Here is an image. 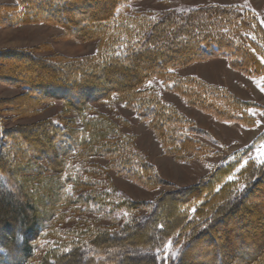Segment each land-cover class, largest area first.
<instances>
[{
	"label": "trees",
	"instance_id": "16d2710c",
	"mask_svg": "<svg viewBox=\"0 0 264 264\" xmlns=\"http://www.w3.org/2000/svg\"><path fill=\"white\" fill-rule=\"evenodd\" d=\"M132 1L16 0L0 5V26L45 23L76 41H98L94 55L73 60L41 58L32 50L0 51V83L25 91L11 103L12 116L61 101L84 126L73 133L54 123L7 130L0 115L1 264H60L72 257L86 258L85 264H264V161L249 158L261 136L224 156L198 184L155 202L118 200L111 184L96 193L102 183L85 174L79 177L78 169L70 167L71 153L84 161L104 158L108 166L96 171L110 169L146 188L165 184L132 136L121 133L106 115L94 113V104L114 95L147 124L166 155L187 163L216 153L213 144L220 142L165 100L154 80L219 121L253 128L257 117L252 111L264 113L261 104L240 99L225 87L178 73L221 58L249 77L264 75V26L255 12L209 5L157 17L130 12ZM36 160L47 165H34ZM47 171L60 177L61 205L73 208L70 215L85 203L92 213L110 218L112 229L62 232L50 227L53 235H71L64 240L71 250L56 249L36 261L35 243L45 227L37 217L36 194L38 178ZM23 172L33 177L23 180ZM82 187L90 189L80 192ZM70 190L71 195L78 192L77 198L70 197ZM168 203L172 214L168 208L161 212ZM140 210L147 214L136 215ZM148 225L152 229L144 235ZM135 249L144 263L129 257Z\"/></svg>",
	"mask_w": 264,
	"mask_h": 264
},
{
	"label": "rangeland",
	"instance_id": "374dc122",
	"mask_svg": "<svg viewBox=\"0 0 264 264\" xmlns=\"http://www.w3.org/2000/svg\"><path fill=\"white\" fill-rule=\"evenodd\" d=\"M15 2L16 0H0V5H12ZM209 5L250 9L257 14L264 26V0H134L129 3L128 7L130 12L135 11L137 13L162 17L176 10L193 9ZM97 48L98 41L96 40L79 42L65 35V30L62 28L45 23L28 24L18 27L0 26V51L32 50L41 58H52L54 55H61L66 59L73 60L92 56L96 53ZM178 73L182 76H198L208 83L229 89L240 99L258 103L264 107V75L249 77L232 68L226 59H211L195 63L178 69ZM151 82L157 85L165 100L176 105L180 111L194 119L200 128L211 133L220 142L217 145L213 144L216 153H211L203 161L194 160L187 163L179 162L173 157L166 155L155 134L148 128L147 124L139 119L132 109L119 101L114 95L110 101L94 104V113L106 115L120 129L121 133L131 135L136 147L156 167L159 177L165 181V184L155 188H146L117 176L110 169L96 171L95 168L108 166V161L104 158H90L84 161L77 154L71 153L67 160L71 168L78 169L79 177L85 174V176H90V179L96 178L94 181L97 180L102 183L101 186L99 185L95 188L94 192L103 193L113 185L117 188L114 198L118 200L124 201L128 199L134 202H155L166 193L198 184L212 172L213 168L220 163L224 156L249 146L260 136L261 141L257 144V147L249 158L264 161V113L261 110L255 109L252 111L257 117V124L253 128H247L238 123L219 121L213 116L188 105L179 95L166 90L160 81L154 80ZM24 92V90L19 88L9 87L0 83V115L4 120V126L7 130H13L18 127L33 128L42 125L45 127L50 123L63 126V129L67 127L70 133H73V130L77 132L83 130V122L73 112H67L65 104L61 101L44 105L37 111L29 112L21 117L12 116V113H10L12 110L11 103ZM92 116L90 115V117ZM33 164L40 166L47 165L45 161L38 160L33 161ZM85 169L90 171L86 172ZM21 176L23 180H28L33 177V173L23 172ZM38 179V184H41V188L37 189L38 194H36L37 217L45 227L41 234L42 237L35 243L38 250L36 261L44 259L47 252H53L58 249L59 253H62L71 248L64 242L65 238H69L71 235L64 237L65 235L62 234L64 230H73L75 228L78 232H82V229H90L93 232L110 231L112 229L111 219L92 213L91 209L93 208L88 204L82 203L80 206L76 205V207L80 208L79 211H75L70 215L73 208L70 206L62 207L61 205L62 188L59 183L60 177L57 174L47 171ZM88 189L90 188L82 187L79 191ZM64 192L67 197V192L65 190ZM89 192L86 191L85 193ZM76 194L78 195V192L71 195L70 190V197L77 198ZM170 206V203L161 205V212H164L168 208V213L172 214L170 213ZM145 214L147 212L144 210L136 213V215ZM159 214H161L160 211ZM117 217L119 218V216ZM121 224L122 222H119L116 225L117 229L121 227ZM148 226V230L144 235L150 234L152 228L150 225ZM50 227L54 228L53 231L62 232L53 235L49 233ZM113 230H116L115 227ZM71 234L74 235V232ZM220 243L221 241L219 240L218 244L220 245ZM61 245L66 248L62 249ZM129 254V257H132L133 260L139 259L140 263L145 262L142 258L143 254L138 249L131 250ZM82 258L79 261L77 257H72L60 264H85L86 258Z\"/></svg>",
	"mask_w": 264,
	"mask_h": 264
}]
</instances>
